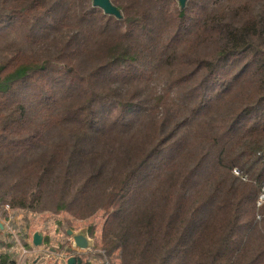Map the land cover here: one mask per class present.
<instances>
[{"label": "trees", "instance_id": "obj_1", "mask_svg": "<svg viewBox=\"0 0 264 264\" xmlns=\"http://www.w3.org/2000/svg\"><path fill=\"white\" fill-rule=\"evenodd\" d=\"M110 1L0 0V217L103 211L121 264H264V0Z\"/></svg>", "mask_w": 264, "mask_h": 264}, {"label": "rangeland", "instance_id": "obj_2", "mask_svg": "<svg viewBox=\"0 0 264 264\" xmlns=\"http://www.w3.org/2000/svg\"><path fill=\"white\" fill-rule=\"evenodd\" d=\"M172 6V4H171ZM243 59L242 61H244ZM158 87L160 89L164 88L163 84H159ZM111 104L108 102H104L102 105V110H100V115H104L106 117ZM117 112V110H116ZM235 169L239 170V167L236 166ZM235 169L233 170V173L239 177H241L242 180H248V177H250L248 174H243L240 170L239 173L235 172ZM264 205V188L262 187L259 191L258 198H257V206L263 207ZM15 217H17V229L20 230L19 237L23 241L24 246L28 250H32L33 247L26 241L27 235L23 231V227H27L28 229H39L44 231L45 229H48L50 231L52 236H49V238L46 240L47 243L50 241L56 242L60 241L66 243L68 240L67 232L68 230L72 229L73 231H86L89 233V236L94 244L93 246V253L91 251L92 257L89 260L90 264H98L104 259H110L114 264H121L118 259V252L113 253L112 255H109L104 248V241H103V234H104V224L106 223L107 216L103 211H99L96 214L89 216L87 218H77L74 217L66 212L60 211V212H52V211H45L41 213H33L28 212L26 210H18L14 211L12 210ZM261 213V212H260ZM5 214V213H4ZM8 214V212H7ZM263 215L259 217L261 219ZM258 218V217H257ZM50 227V228H49ZM42 228V229H40ZM54 235V236H53ZM87 254L85 255V257ZM51 257V258H50ZM42 262H41V260ZM35 260H40L39 263L36 264H51L54 263L55 258H52L51 256H47L46 254H43L42 252L38 253H32V255L29 258V264H35ZM135 264V263H134Z\"/></svg>", "mask_w": 264, "mask_h": 264}, {"label": "water", "instance_id": "obj_3", "mask_svg": "<svg viewBox=\"0 0 264 264\" xmlns=\"http://www.w3.org/2000/svg\"><path fill=\"white\" fill-rule=\"evenodd\" d=\"M182 4L186 0H179ZM94 5L99 6L105 10L106 13L119 16V10L111 3L110 0H94ZM67 234L74 240V247L80 251H88L93 248L94 244L86 231L74 232L72 229L68 230ZM45 235L42 230H37L33 235V243L35 246L43 245ZM71 247L65 249V253L56 255V261L53 264H84L83 254L76 255L72 253ZM38 261V260H37ZM36 261V262H37Z\"/></svg>", "mask_w": 264, "mask_h": 264}, {"label": "crops", "instance_id": "obj_4", "mask_svg": "<svg viewBox=\"0 0 264 264\" xmlns=\"http://www.w3.org/2000/svg\"><path fill=\"white\" fill-rule=\"evenodd\" d=\"M3 218L4 217L0 218V262L3 259L4 256H7L9 258V260L11 261V264H22L20 262L19 253H18V250H17V243H16L13 235L4 226V224H2L1 219H3ZM40 229H42V228H40ZM37 230H39V229H37ZM37 230L29 229V233L33 236L34 232L37 231ZM43 232H44V235H45V240H44V243H43L44 245L42 247L44 249V251L42 253L46 254L47 256H51L52 255V258L53 259L55 258L54 261H56V258H57L56 255H58L59 253L64 254L65 253V249L70 246V243H69V241H67L66 244H64L63 241L62 242L60 241V243L58 241H56V242L50 241L49 243H47L46 239H48L49 236H52V233H51L52 231H51V229H50V231L48 229H45ZM67 236H68V240H69V235L67 234ZM91 251L93 253V249H90L88 251H78V253H76V255L83 254V256L85 258V255L87 254L86 257H90L89 255H92ZM71 252H73V251H71ZM30 256L28 257V262H29ZM40 260H38L37 262L35 260L34 263L35 264L39 263ZM42 260H41V262H42ZM28 262H27V264H29ZM46 263H48V262H46ZM51 264H53V263H51Z\"/></svg>", "mask_w": 264, "mask_h": 264}, {"label": "built area", "instance_id": "obj_5", "mask_svg": "<svg viewBox=\"0 0 264 264\" xmlns=\"http://www.w3.org/2000/svg\"><path fill=\"white\" fill-rule=\"evenodd\" d=\"M235 172L239 173V170L235 169ZM4 208L8 212V215L6 217H4L3 219H1V222L9 230V232L13 235V237L17 243V250L19 253L20 262L22 264H27L28 257L30 255H32V253H38V252L44 251V249L42 248L44 244L41 246H35L33 243V236L29 233V229L27 227H23V231L27 235L26 241L33 247L32 250H28L24 246L23 241L19 237L20 230H18L17 226H16L18 219H17V217L14 216V214L12 212L13 209L10 207L9 204H5ZM74 232H76V231H74ZM69 240H70L69 241V243H70L69 247L72 248L71 249L73 251L72 253H75V254L78 253V251H80V250H78L77 248L74 247V240L72 239V237L69 236ZM98 264H114V263L110 259H104L101 262H99Z\"/></svg>", "mask_w": 264, "mask_h": 264}]
</instances>
